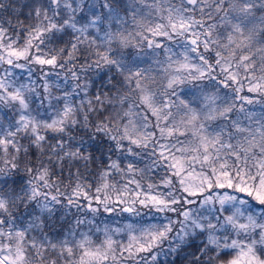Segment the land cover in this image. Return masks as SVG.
I'll return each mask as SVG.
<instances>
[{"label": "snow or ice", "instance_id": "1", "mask_svg": "<svg viewBox=\"0 0 264 264\" xmlns=\"http://www.w3.org/2000/svg\"><path fill=\"white\" fill-rule=\"evenodd\" d=\"M0 264H264V0H0Z\"/></svg>", "mask_w": 264, "mask_h": 264}]
</instances>
